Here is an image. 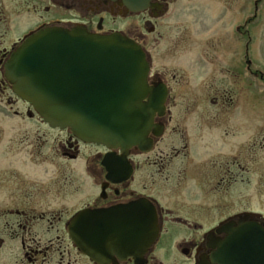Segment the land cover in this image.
<instances>
[{
    "label": "flooded vegetation",
    "instance_id": "af4514ba",
    "mask_svg": "<svg viewBox=\"0 0 264 264\" xmlns=\"http://www.w3.org/2000/svg\"><path fill=\"white\" fill-rule=\"evenodd\" d=\"M153 3L158 7L134 13L111 0H0V264H264V247L231 240L247 226L264 230V73L251 64L248 72H225L219 88L205 91L207 119L174 121L172 86L154 72L148 50L170 1ZM133 17H143L141 26ZM51 27L121 33L143 48L149 86L167 96L148 143L122 151L85 142L53 128L15 94L6 64L28 36ZM187 80L180 91L195 87ZM88 210L121 215L116 220L138 240L130 253H84L71 225ZM148 211L159 234L142 250Z\"/></svg>",
    "mask_w": 264,
    "mask_h": 264
},
{
    "label": "water",
    "instance_id": "95a60500",
    "mask_svg": "<svg viewBox=\"0 0 264 264\" xmlns=\"http://www.w3.org/2000/svg\"><path fill=\"white\" fill-rule=\"evenodd\" d=\"M111 1L122 2L135 13L156 6L153 0ZM5 70L15 94L46 122L69 129L88 143L122 151L142 147L148 143L156 114H164L166 92L150 88V66L143 49L119 33L46 28L17 48ZM119 216L111 211H85L72 222V237L91 258L94 251L107 247L130 253L138 240L129 236L127 222L116 220ZM143 232L141 248L145 250L159 234L152 211L147 212ZM241 238L250 247H264V230L257 225L238 230L231 240Z\"/></svg>",
    "mask_w": 264,
    "mask_h": 264
},
{
    "label": "rangeland",
    "instance_id": "374dc122",
    "mask_svg": "<svg viewBox=\"0 0 264 264\" xmlns=\"http://www.w3.org/2000/svg\"><path fill=\"white\" fill-rule=\"evenodd\" d=\"M169 1V13L158 20L157 32L149 36L153 70L163 73L172 86L170 105L174 121L205 120L209 110L205 91L207 87L219 88L225 72H248L251 64L264 73V0ZM143 20L133 17L130 23L141 26ZM117 22L127 24L125 19ZM174 77L181 83L176 84ZM184 77L195 87L180 91ZM259 86L263 119L264 83ZM244 89H248L246 84ZM175 104L179 106L173 107ZM217 110L213 108L211 114L216 115Z\"/></svg>",
    "mask_w": 264,
    "mask_h": 264
}]
</instances>
